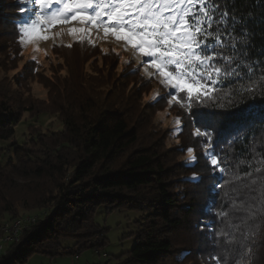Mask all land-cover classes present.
<instances>
[{
	"label": "trees",
	"instance_id": "1",
	"mask_svg": "<svg viewBox=\"0 0 264 264\" xmlns=\"http://www.w3.org/2000/svg\"><path fill=\"white\" fill-rule=\"evenodd\" d=\"M220 5L245 18L247 35L238 39L251 44L253 60L264 61V0ZM21 20L15 1L0 0V71L15 70L25 59ZM120 58L114 50L78 41L53 46L45 60L64 62L68 74L42 75L49 82L47 101L22 98L0 77V141H11L15 150L7 163L6 150H0V221L20 219L21 211L41 212L8 245L0 264L105 248L108 230L96 222L101 207L108 215L133 210L145 219L137 244L117 264H217L213 257L240 264L247 249L250 264H264V92L258 88L231 100L222 95L215 105L193 104L191 112L176 103L180 130L168 128L159 113L169 106V93L148 101L154 80L134 60L115 73ZM43 70V62L27 59L16 79L19 89ZM26 114L56 115L62 130L45 133L31 125L19 146L15 130ZM197 128L212 133L211 143L195 135ZM209 152L225 167L223 182L205 156ZM66 240L74 247L65 248Z\"/></svg>",
	"mask_w": 264,
	"mask_h": 264
},
{
	"label": "snow or ice",
	"instance_id": "2",
	"mask_svg": "<svg viewBox=\"0 0 264 264\" xmlns=\"http://www.w3.org/2000/svg\"><path fill=\"white\" fill-rule=\"evenodd\" d=\"M31 2L34 16L17 24L21 42L38 36L47 38L44 33L56 23L78 22L82 27L69 31L85 36L91 35L93 27L102 29L105 37L111 35L116 42H123L136 58H145L140 68L154 70L149 78L158 79L169 90L165 99L170 105L175 102L191 112L193 104L215 105L222 95L231 100L235 95H254L258 88L264 92V61L253 60L251 44L238 39L247 35V21L221 7L220 0ZM28 4L29 0H17L21 14L31 11ZM54 4L60 6L53 9ZM195 135L211 143L210 131L197 128ZM205 156L211 157V166L223 182L225 167L218 154L209 152ZM208 227L211 230L212 226ZM213 259L220 264L219 258Z\"/></svg>",
	"mask_w": 264,
	"mask_h": 264
},
{
	"label": "rangeland",
	"instance_id": "3",
	"mask_svg": "<svg viewBox=\"0 0 264 264\" xmlns=\"http://www.w3.org/2000/svg\"><path fill=\"white\" fill-rule=\"evenodd\" d=\"M17 4V0H13ZM4 5H7L8 0H1ZM60 5H53V9L59 7ZM29 11L26 14H23L24 21H26L29 17L34 16V8L35 5L29 0L28 4ZM73 27L79 28L82 27L78 22H72L71 24H54L47 32L44 33L42 37H34L31 40L25 39L24 41V54L25 59L17 63L18 68L12 70L10 72L0 71L1 78H8L9 82L14 86V91H17V94H20L22 98H31L36 101H47L49 97L50 89L47 87L48 83L43 74H46L48 77H60L67 76L68 71L62 70V65L65 64L62 61L56 60L52 65L47 63L45 60L48 56H52V49L55 45H70L74 41H78L83 46H101L105 51L114 50L119 53L122 58H120V66L115 73H120L123 69L122 62L125 64V61L128 62L130 60H134L138 67L140 68L141 61L145 58L140 57L136 58L133 51L128 49L126 50L123 42H116L114 37L109 35L108 37L104 36L102 29H97L95 27L92 28L91 35L85 36L80 33L72 34L69 30ZM27 59H36L38 61L43 62L44 70L36 78L29 79L25 81V89H19L16 84V79L18 76L22 75V69L27 63ZM58 64H61L58 69H55ZM141 72L144 76L149 78V73L154 72L153 69L148 68L147 70L140 68ZM55 72V74H54ZM154 80V91L152 95L148 98V101H152L154 96L162 95L163 93H169V90L163 86L158 79ZM108 87H102L100 89L101 92H106ZM156 94V95H155ZM154 95V96H153ZM176 103L169 104L166 109L159 113L160 120L164 123L165 127L175 128L179 127L180 123H177V120L180 121L177 116V109L175 107L180 108V106H174ZM31 125L40 126L43 129V132L47 133L51 132H59L62 130L61 122L58 120L56 115L44 114L38 118H30L28 114H26L21 121V123L16 126L14 139L18 143L19 146L23 145L26 140L30 137L29 135V127ZM147 141V140H145ZM176 144L178 141H175ZM12 142H3L0 141V150H6L2 159L3 163H7L9 160L14 158V148H9ZM169 145L173 144V140H169ZM23 215H31V216H40V211H21ZM142 214L133 211V210H122L113 214L108 215L105 207H101L96 214V222L103 228L108 230L106 234L108 245L105 248L100 250L89 249L82 252L77 256H59L55 258H50L44 255H35L30 258L27 264H117V259L122 255L129 253L133 247L137 244V232L141 229V224L145 221V219H141ZM0 223H4L0 221ZM75 242L73 240H66L63 242V246L65 248H73ZM8 251V245L5 246V251L3 255ZM250 250L247 249L244 260H241L240 264H250ZM189 264V263H187Z\"/></svg>",
	"mask_w": 264,
	"mask_h": 264
},
{
	"label": "built area",
	"instance_id": "4",
	"mask_svg": "<svg viewBox=\"0 0 264 264\" xmlns=\"http://www.w3.org/2000/svg\"><path fill=\"white\" fill-rule=\"evenodd\" d=\"M37 221V216L23 215L14 221H5L0 225V256L5 246L18 242L21 235Z\"/></svg>",
	"mask_w": 264,
	"mask_h": 264
}]
</instances>
